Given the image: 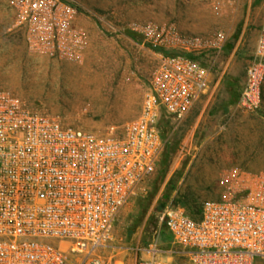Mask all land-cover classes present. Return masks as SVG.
Masks as SVG:
<instances>
[{
	"label": "built area",
	"instance_id": "obj_1",
	"mask_svg": "<svg viewBox=\"0 0 264 264\" xmlns=\"http://www.w3.org/2000/svg\"><path fill=\"white\" fill-rule=\"evenodd\" d=\"M33 54L82 63L89 44L74 0H7ZM221 8L235 0H206ZM138 30L161 46L221 48L226 34L204 38L174 23ZM217 44V45H216ZM210 69L182 54L161 56L141 111L120 132L95 133L31 108L0 88V264H112L101 251L126 204L146 191L165 140L162 119L179 123L208 94ZM264 25L246 66L237 106L261 109ZM199 213L169 202L161 230L135 264H254L264 258V163L217 162ZM166 255L165 258H162Z\"/></svg>",
	"mask_w": 264,
	"mask_h": 264
},
{
	"label": "rangeland",
	"instance_id": "obj_2",
	"mask_svg": "<svg viewBox=\"0 0 264 264\" xmlns=\"http://www.w3.org/2000/svg\"><path fill=\"white\" fill-rule=\"evenodd\" d=\"M74 1L78 23L89 37L82 63L30 52L12 7L0 0V88L65 124L108 133L120 132L138 116L161 56L189 54L209 67L211 79L221 86L202 112L204 102H199L181 122L169 120L165 157L145 193L124 206L101 251L112 264H135L151 256L147 250L160 229L159 245L165 248L170 234L161 213L166 204L179 200L194 211L210 195L217 162L264 163V98L257 112L237 106L240 82L263 24L264 0H235L221 8L206 0ZM147 21L174 23L180 32L204 38L218 31L226 37L221 48L161 46L138 30ZM254 264H264V258Z\"/></svg>",
	"mask_w": 264,
	"mask_h": 264
},
{
	"label": "crops",
	"instance_id": "obj_3",
	"mask_svg": "<svg viewBox=\"0 0 264 264\" xmlns=\"http://www.w3.org/2000/svg\"><path fill=\"white\" fill-rule=\"evenodd\" d=\"M263 25H264V19H263V24H262V26H263ZM262 26H261V27H262ZM260 29H261V28H260ZM259 31H260V30H259ZM258 34H259V33H258ZM257 37H258V35H257ZM256 41H257V39H256V40L254 41V43H253V52H254V49H255V46H256ZM244 76H245V74H244ZM244 76H243V78H242V81L240 82V87H241V85H242V83H243ZM240 87H239V90H240ZM219 88H221L219 80L214 81V80L211 79V77H210V87H209V92H208V94H207V95L202 99V101H201V102H204V103H203V106H202V110H201V112L204 110L206 103H208V101H210L211 99H213L214 94L217 93V91H218ZM224 88H226V86H225Z\"/></svg>",
	"mask_w": 264,
	"mask_h": 264
},
{
	"label": "trees",
	"instance_id": "obj_4",
	"mask_svg": "<svg viewBox=\"0 0 264 264\" xmlns=\"http://www.w3.org/2000/svg\"><path fill=\"white\" fill-rule=\"evenodd\" d=\"M182 55H185L187 57H190L193 59V57L189 54H182ZM168 130H169V120L167 119H162L161 122H160V132H161V136L162 138L165 140V147H164V151H163V154H162V157H161V160H160V163L161 161L163 160V157H165V152H167L166 150V145H167V133H168ZM159 163V164H160ZM176 203H182L183 205H185L183 202L177 200L175 201ZM186 206V205H185ZM187 208V207H186ZM189 210V209H188ZM190 213L194 214V213H199V208L194 210V211H190Z\"/></svg>",
	"mask_w": 264,
	"mask_h": 264
}]
</instances>
